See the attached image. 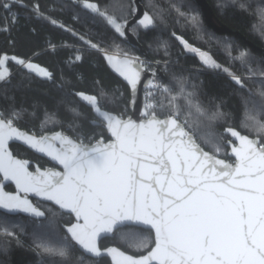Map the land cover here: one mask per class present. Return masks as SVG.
I'll list each match as a JSON object with an SVG mask.
<instances>
[{"label": "snow or ice", "instance_id": "obj_1", "mask_svg": "<svg viewBox=\"0 0 264 264\" xmlns=\"http://www.w3.org/2000/svg\"><path fill=\"white\" fill-rule=\"evenodd\" d=\"M165 4L149 0L153 11H144L130 26L123 14L117 15L112 0L103 6L98 0H69L54 3L47 11L38 0L31 5L25 0H0V10L6 14L0 17V31L10 34L16 29L19 9H24L29 20L68 32L102 53L130 90L132 106L143 92L136 119L125 118L127 106L121 111L108 107L119 108L124 96L119 89L109 93L101 86L86 92L67 87L71 81L63 78L56 86L66 98L75 99L60 101L55 111L45 110L38 130L21 126L26 116L36 118V111L14 105L0 109V253H6L13 241L23 246L20 234L27 224L13 216L22 213L38 221L47 213L52 218L49 224L38 223L31 234L32 246L40 250L39 264H103L105 260L108 264H264V68L260 62L252 67L255 58L248 50L234 56L226 38L221 41L205 33L201 13L191 3L188 11L182 10V2L165 0ZM69 6L74 19L100 18L119 37H125L129 27L133 33L155 30L174 13L176 23L190 27L198 39L207 35L222 43L229 62L246 69L242 75L219 63L210 51L171 34L202 68L227 76L240 97L239 126L247 133L232 126L235 116L225 111L223 99L204 91L199 73H172L169 80L163 79L161 70L168 74L171 67L167 40L157 45L161 60L141 59L119 45L110 53L50 14ZM217 6L221 11L232 6L252 14L250 0H218ZM255 14L260 26L253 22L251 27L264 39V5L258 4ZM72 47L69 67L83 59L80 49ZM56 49L49 40L47 50ZM39 55L0 54V84L10 82V65L26 77L56 84L53 72L36 62ZM255 77L261 89L259 102L246 85ZM61 107L70 117L67 121L61 118ZM221 125L223 130L218 131ZM14 144L47 158L51 166L19 157ZM12 185L13 191L6 190ZM57 216L69 217L62 232L54 229ZM117 236L131 251L104 246L105 240ZM45 256L57 259L46 262Z\"/></svg>", "mask_w": 264, "mask_h": 264}, {"label": "trees", "instance_id": "obj_2", "mask_svg": "<svg viewBox=\"0 0 264 264\" xmlns=\"http://www.w3.org/2000/svg\"><path fill=\"white\" fill-rule=\"evenodd\" d=\"M32 2L33 0H25V3L29 5H31ZM38 2L41 8L47 11L54 3L68 4L69 0H38ZM98 2L103 6L109 3V0H98ZM154 2L165 4V0H154ZM175 2H182L184 4L182 10L184 11H188L187 4L191 3L193 8L201 13L202 28L205 33H211L221 41L226 38L227 41L231 43L232 54L234 56L238 55L242 50H248L251 56L255 58L252 67L254 69L257 68V62H260L259 67L264 68V39H262L257 32L253 31L251 27L253 22L260 26V21L256 17L255 10L258 4L264 5V0H250L251 15L237 11L232 6L221 11L217 6L218 0H208L215 17L224 25L228 26L233 31L232 34H220L209 27L205 22L200 6L195 0H175ZM112 3L117 4V15L123 14L128 22L133 18L137 10L135 0H112ZM142 4L145 11H153L149 6V0H142ZM109 10L112 11V9ZM19 12L20 19L18 27L10 34L0 31V54L7 53L8 55L26 57L31 56L33 52H39L40 55L35 57L36 62L42 66H46L53 72L56 77V84L39 78L26 77L17 66L10 65L12 70L10 82L7 84H0V109H9L14 105L16 108L23 107L27 109L28 112L36 111L37 117L30 118L26 116L21 122V126L24 128H36L38 130L40 120L43 119L45 110L49 112L55 111L60 101L67 100V102L71 103L75 99L66 98L65 92H61L56 86L61 83V78H63L65 82L71 81V84L67 85V87L86 92H95L101 86L109 93L114 89H119L124 93L119 108L112 109L111 106L108 107L113 111H121L127 106L125 118L130 115V90L125 86L122 80L108 69L102 53L96 52L95 50H88L87 46L82 45V42L72 37L68 32L54 29L50 25H46L42 22L29 20L27 18L28 13L24 9H19ZM50 14L57 17L68 27L87 36L94 43L100 44L110 53L115 50V45H119L123 51L128 52L130 55L145 56L139 47L129 43L126 36L119 37L118 34L114 33V31L100 18H96L95 21L83 18L74 19L75 12L71 6L65 8L63 11L56 10ZM5 15V12L0 10V17H4ZM88 15L91 16L90 13ZM176 19L173 13L168 17L166 25H159L155 30L145 32L143 29H138L136 33H133L131 29L130 31L146 49L148 57L153 60H161L164 58L162 52H157V45L160 40H167L170 44V57H168V59L171 62V67L168 74H165L161 70L165 76L164 80H169L172 73L176 75L182 73L185 76H195L199 73V79L204 81V91L207 92L209 96L223 99L226 102L225 111L233 112L235 121L232 126L247 133L246 129H242L239 126L240 114L242 111L240 97L234 92V86L230 84L227 76L224 73L202 68L198 58L192 54H186L183 50V46L180 45L171 34L175 32L177 35L183 36L194 46L210 51L219 63L232 68L237 75H242L246 69L242 68L239 62L234 64L229 62L222 43H217L216 40H209L207 35H205L204 40L198 39L195 32L190 27H186L183 22L176 23ZM33 28L35 32L32 31ZM49 40L57 45L55 52L47 50ZM247 41L254 44L257 49L251 47ZM72 45L80 49L83 54V59L77 65L69 67L66 61L70 55L74 54ZM258 80V77L247 80L246 85L247 88L251 90L253 98L259 102L261 97L258 93L261 89ZM97 81H99V84H97ZM245 95H247V93H245ZM204 102L207 104V97H204ZM60 115L65 121L70 119L69 116L65 115L62 107L60 108ZM56 130L59 129L57 128ZM64 130L72 135V133L68 131L66 125ZM217 130L222 131L223 125ZM206 150L208 149L206 148ZM13 151L14 154L19 157L28 158L33 163L39 164L42 167L51 165L47 159L41 158L32 151H24L23 146L14 144ZM7 189L13 191L14 187L9 186ZM12 218L19 219L27 224L25 233L20 234L23 246L19 247L13 241L9 245V250L6 253H0V264H39L36 253L40 250L32 246L31 234L38 223L47 226L52 218L47 213L44 219L38 221L22 215L13 216ZM68 222V216H57L54 218V229L62 232L64 226ZM124 231H127V229ZM0 243H2V241H0ZM53 243L55 244L57 241L54 240ZM104 246H118L124 250L131 251L119 236H117L116 239L110 238L105 240ZM76 255H79V253ZM56 259L55 257H44L46 262L55 261ZM103 264H108L107 260L103 261Z\"/></svg>", "mask_w": 264, "mask_h": 264}, {"label": "water", "instance_id": "obj_3", "mask_svg": "<svg viewBox=\"0 0 264 264\" xmlns=\"http://www.w3.org/2000/svg\"><path fill=\"white\" fill-rule=\"evenodd\" d=\"M198 5L200 6L202 12H203V15H204V19H205V22L206 24L213 28L215 31H217L218 33L220 34H232L233 31L226 25H224L220 20H218L216 17H215V14L213 12V9L211 7V5L209 4L208 0H195ZM135 4L137 6V10L133 16V18L129 21V25L131 26L132 24L135 23L136 19L140 16H142L143 12L145 11V8L142 4V0H135ZM131 27H129L127 30H126V37L129 41V43L133 46H136V47H139L141 52L145 55V56H148L147 52H146V49L138 42L137 38L132 34V32L130 31ZM238 34V33H237ZM248 42V41H247ZM249 45L255 49H257L256 46H254V44L248 42ZM263 55H264V50H263ZM106 62V61H105ZM107 65V63H106ZM108 67V66H107ZM108 69L111 71V69L108 67ZM112 72V71H111ZM113 73V72H112ZM114 75H116L115 73H113ZM161 76L163 77V79H165V76H164V73L161 72L160 73ZM146 75H150V74H146ZM117 76V75H116ZM118 77V76H117ZM120 80H122L120 77H118ZM125 84V82H124ZM131 93H130V101H131ZM143 99V92L141 90V92L138 94L137 96V104L135 106H132L130 103H129V109H130V115L129 116H132L134 119H136L138 117V110H139V107H140V103ZM127 118V117H126ZM67 132V131H66ZM69 135H71L70 133H68ZM18 145V144H16ZM31 151V150H30ZM36 155L40 156V154H37L35 153ZM47 159V158H45ZM35 164V163H33ZM51 166V165H49ZM49 166H46V167H49ZM12 187H14V185H12ZM8 190V189H6ZM10 191V190H8ZM33 199V202L35 203L36 202V198L32 197ZM41 203H44V202H41ZM18 215H22V216H25L27 217L25 214H18ZM16 215V216H18ZM46 217V216H45ZM45 217L43 218H39L38 220H41V219H44ZM30 218V217H29ZM32 219V218H31Z\"/></svg>", "mask_w": 264, "mask_h": 264}, {"label": "built area", "instance_id": "obj_4", "mask_svg": "<svg viewBox=\"0 0 264 264\" xmlns=\"http://www.w3.org/2000/svg\"><path fill=\"white\" fill-rule=\"evenodd\" d=\"M140 57H141V59H145V60H148V61H155V60L149 58L148 56H140Z\"/></svg>", "mask_w": 264, "mask_h": 264}, {"label": "rangeland", "instance_id": "obj_5", "mask_svg": "<svg viewBox=\"0 0 264 264\" xmlns=\"http://www.w3.org/2000/svg\"><path fill=\"white\" fill-rule=\"evenodd\" d=\"M88 50H92V49H89V48H87ZM186 54H189V53H186Z\"/></svg>", "mask_w": 264, "mask_h": 264}]
</instances>
